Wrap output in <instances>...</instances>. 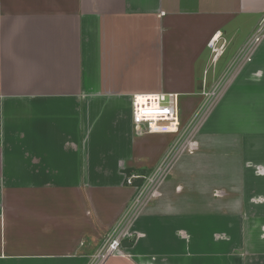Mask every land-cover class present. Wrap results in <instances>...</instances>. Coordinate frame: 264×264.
Segmentation results:
<instances>
[{
    "label": "crops",
    "instance_id": "0c3cea01",
    "mask_svg": "<svg viewBox=\"0 0 264 264\" xmlns=\"http://www.w3.org/2000/svg\"><path fill=\"white\" fill-rule=\"evenodd\" d=\"M263 17L264 0H0V264H91L127 178L174 140L137 135L132 97L176 94L187 126ZM218 34L239 44L200 73ZM129 232L102 264H264V39Z\"/></svg>",
    "mask_w": 264,
    "mask_h": 264
},
{
    "label": "built area",
    "instance_id": "2783aa9c",
    "mask_svg": "<svg viewBox=\"0 0 264 264\" xmlns=\"http://www.w3.org/2000/svg\"><path fill=\"white\" fill-rule=\"evenodd\" d=\"M263 39L264 17L261 18L256 31L239 48L219 79L207 91L202 90L204 102L185 127H181L179 123L176 94H140L132 97L131 121L137 135L170 134L174 135V140L167 153L148 175H130L127 178V185L134 186L133 196L119 221L106 234L97 252L92 256L91 264H102L111 257L122 255L123 243L129 241L131 237L129 230L133 221L155 193L172 162L186 150L187 144L200 121L205 118L235 75L245 64L251 61L254 52ZM219 43L216 35L208 43L210 64L212 65L216 64L224 54V45H219ZM136 180H141L139 185L135 184Z\"/></svg>",
    "mask_w": 264,
    "mask_h": 264
},
{
    "label": "rangeland",
    "instance_id": "374dc122",
    "mask_svg": "<svg viewBox=\"0 0 264 264\" xmlns=\"http://www.w3.org/2000/svg\"><path fill=\"white\" fill-rule=\"evenodd\" d=\"M244 33H241V35H243ZM218 39L220 34L217 35ZM225 41H222L219 43V45H225ZM239 44V38L234 39V41L230 42L229 45L227 46V48H224V54L221 56L222 59L220 60L221 65L223 66L225 64V62L228 60L229 57H231L233 55V53L235 52L237 45ZM208 54H209V64L207 65L209 68H211L212 66H215L216 64L212 65L210 64V49L209 50H205L200 58V62L196 65L197 66V70L200 71V73L202 72V68L204 67L205 63H207V59H208ZM198 73V72H197ZM210 87V85H209ZM224 92H222L221 94H223Z\"/></svg>",
    "mask_w": 264,
    "mask_h": 264
},
{
    "label": "water",
    "instance_id": "95a60500",
    "mask_svg": "<svg viewBox=\"0 0 264 264\" xmlns=\"http://www.w3.org/2000/svg\"><path fill=\"white\" fill-rule=\"evenodd\" d=\"M130 245H131V244H130L129 241H125V242L123 243V246H124V247H130Z\"/></svg>",
    "mask_w": 264,
    "mask_h": 264
},
{
    "label": "trees",
    "instance_id": "16d2710c",
    "mask_svg": "<svg viewBox=\"0 0 264 264\" xmlns=\"http://www.w3.org/2000/svg\"><path fill=\"white\" fill-rule=\"evenodd\" d=\"M127 175H129V172H127ZM139 181H141V180H138V182H139ZM139 183H140V182H139ZM135 184H137V183H135Z\"/></svg>",
    "mask_w": 264,
    "mask_h": 264
},
{
    "label": "bare ground",
    "instance_id": "6f19581e",
    "mask_svg": "<svg viewBox=\"0 0 264 264\" xmlns=\"http://www.w3.org/2000/svg\"><path fill=\"white\" fill-rule=\"evenodd\" d=\"M218 38V36H216Z\"/></svg>",
    "mask_w": 264,
    "mask_h": 264
}]
</instances>
